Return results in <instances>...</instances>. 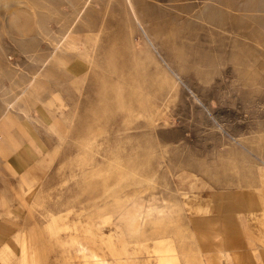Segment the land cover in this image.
Segmentation results:
<instances>
[{
  "label": "rangeland",
  "instance_id": "1",
  "mask_svg": "<svg viewBox=\"0 0 264 264\" xmlns=\"http://www.w3.org/2000/svg\"><path fill=\"white\" fill-rule=\"evenodd\" d=\"M130 1L0 0V264H206L264 206V0Z\"/></svg>",
  "mask_w": 264,
  "mask_h": 264
},
{
  "label": "crops",
  "instance_id": "2",
  "mask_svg": "<svg viewBox=\"0 0 264 264\" xmlns=\"http://www.w3.org/2000/svg\"><path fill=\"white\" fill-rule=\"evenodd\" d=\"M243 212L247 213L242 215L241 211L239 214L233 213V216L231 215L230 217L228 215L226 220L220 218L219 223L221 228H218L217 225L215 226V230L219 233L215 232L213 234L216 243L209 247L205 246L204 249L207 250L202 251L199 243L203 242L206 238L204 232L201 231L198 234L199 253L206 264H221V262L225 264V258L221 261V258L225 256L230 259L234 258L232 264H264V206L262 204L257 208H247ZM248 219H250V222ZM227 222L237 229L236 232L233 231V234L237 237L236 240H233L232 235L228 232L229 228L226 227ZM239 230L241 231L240 234L237 233ZM224 231L228 232V236L226 234V236L223 235L222 232ZM243 231L246 232L245 236L242 235Z\"/></svg>",
  "mask_w": 264,
  "mask_h": 264
},
{
  "label": "bare ground",
  "instance_id": "3",
  "mask_svg": "<svg viewBox=\"0 0 264 264\" xmlns=\"http://www.w3.org/2000/svg\"><path fill=\"white\" fill-rule=\"evenodd\" d=\"M127 2H128V4L130 5V7L133 9V7H132V5H131V1L130 0H126ZM63 38V37H62ZM58 44V43H57ZM75 43H74V41L72 40V38L71 37H69V35H67V36H64V38L63 39H61V42H60V45H61V47H60V45H59V50H61V48H62V50H67V48L68 49H72V48H74V50H75V45H74ZM57 47V46H56ZM61 50V51H62ZM71 51H73V50H71ZM76 51V50H75ZM34 82H35V77H34V79L31 81V82H29V85H32V84H34ZM23 93H27V91H23ZM26 114V113H25ZM137 208V207H136ZM143 217V216H142ZM144 218H145V216H144ZM138 220H140V219H138Z\"/></svg>",
  "mask_w": 264,
  "mask_h": 264
}]
</instances>
